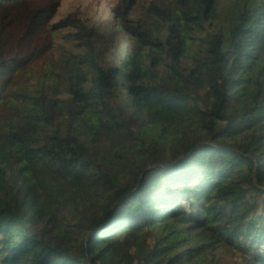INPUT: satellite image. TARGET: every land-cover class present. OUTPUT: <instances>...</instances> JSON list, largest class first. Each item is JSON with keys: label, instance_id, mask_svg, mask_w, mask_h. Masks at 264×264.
Segmentation results:
<instances>
[{"label": "trees", "instance_id": "trees-1", "mask_svg": "<svg viewBox=\"0 0 264 264\" xmlns=\"http://www.w3.org/2000/svg\"><path fill=\"white\" fill-rule=\"evenodd\" d=\"M135 1L115 10L139 48L106 70L97 30L51 26L53 0H0L2 264H214L222 246L264 264V0L237 1L190 74L218 0ZM65 27L85 54L57 46ZM169 27L174 64L151 81L143 47L161 63Z\"/></svg>", "mask_w": 264, "mask_h": 264}, {"label": "rangeland", "instance_id": "rangeland-1", "mask_svg": "<svg viewBox=\"0 0 264 264\" xmlns=\"http://www.w3.org/2000/svg\"><path fill=\"white\" fill-rule=\"evenodd\" d=\"M54 5L50 6V24L52 27L59 25L63 21H68V18L73 16L80 19L81 22L86 23L89 28L95 29L99 33V38L95 40V54L103 68H119L124 65V61L133 55L134 48H139V43L137 39L130 37V32L123 29L120 25V20L116 17V8L124 2V0H53ZM154 0H136L133 6V10L138 8L142 11L143 6H148ZM239 0H218L217 9L221 13V16L216 19V21H209L204 30L197 29L194 32V44L193 51L189 53L188 56L183 58L181 62V68L186 74L192 72L194 66V60L192 55L199 54L202 48V44L208 35L217 34V24L224 23L227 24V16L232 15L231 9L235 6V3ZM44 0H36V3H43ZM51 2V1H50ZM143 4V5H140ZM30 7V13L25 16L29 23H31L32 18L38 14V9L36 5H31L27 3ZM231 8V9H230ZM140 16H132L133 21L140 20ZM232 20L236 17L231 16ZM6 26H2L0 29V41L2 43L8 42L7 40L10 33L6 32ZM5 31V32H4ZM172 29L167 28L161 37L163 41L162 61L161 63L155 64L153 58V48L150 46L143 47V60L144 67L151 70L152 74L150 77L151 81H157L162 77H166L171 67L173 66V49H172ZM75 31L71 27H65V29H60L58 33L56 44L58 47L66 45L71 51H79L80 54H85L83 49H77L75 47ZM141 49V48H140ZM94 88V83L89 82L84 85V89L92 90ZM235 101V98L232 99ZM139 116V114H138ZM173 121L169 120L165 122V126L169 129L172 127L173 131L177 129L173 125ZM264 198V196L262 197ZM201 203H183L184 208L191 211H199L201 208ZM262 208V205H260ZM45 224L41 225V229H45ZM85 240V237H84ZM203 243V242H202ZM195 245H191L189 248H193ZM188 248V249H189ZM186 250H183L185 252ZM215 257L211 259L214 264H243V258L241 255L234 251L229 246H222L218 250ZM216 251V252H217ZM182 252V251H181ZM167 258L160 260L157 264H164ZM90 262V260H89ZM0 264L2 262L0 261ZM144 264H156L148 261Z\"/></svg>", "mask_w": 264, "mask_h": 264}]
</instances>
